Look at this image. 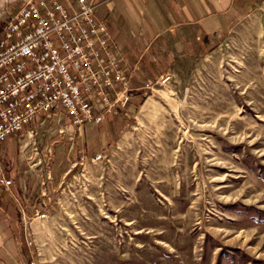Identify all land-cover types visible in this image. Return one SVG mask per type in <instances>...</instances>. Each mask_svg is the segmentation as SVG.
<instances>
[{
  "label": "rangeland",
  "instance_id": "rangeland-1",
  "mask_svg": "<svg viewBox=\"0 0 264 264\" xmlns=\"http://www.w3.org/2000/svg\"><path fill=\"white\" fill-rule=\"evenodd\" d=\"M28 1L0 0V35ZM127 70L101 123L0 143V264H264V1L133 99Z\"/></svg>",
  "mask_w": 264,
  "mask_h": 264
},
{
  "label": "built area",
  "instance_id": "built-area-1",
  "mask_svg": "<svg viewBox=\"0 0 264 264\" xmlns=\"http://www.w3.org/2000/svg\"><path fill=\"white\" fill-rule=\"evenodd\" d=\"M95 9L93 0H31L5 23L0 143L39 114L65 111L70 128L80 127L101 123L106 113H117L129 101L130 72L119 64ZM11 184L0 163V188L8 192Z\"/></svg>",
  "mask_w": 264,
  "mask_h": 264
},
{
  "label": "crops",
  "instance_id": "crops-1",
  "mask_svg": "<svg viewBox=\"0 0 264 264\" xmlns=\"http://www.w3.org/2000/svg\"><path fill=\"white\" fill-rule=\"evenodd\" d=\"M264 0H95L119 63L132 71L133 99L143 84L217 48L226 30Z\"/></svg>",
  "mask_w": 264,
  "mask_h": 264
}]
</instances>
